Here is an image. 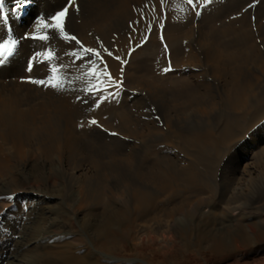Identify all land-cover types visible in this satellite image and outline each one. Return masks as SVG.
I'll return each instance as SVG.
<instances>
[{
	"label": "bare ground",
	"instance_id": "6f19581e",
	"mask_svg": "<svg viewBox=\"0 0 264 264\" xmlns=\"http://www.w3.org/2000/svg\"><path fill=\"white\" fill-rule=\"evenodd\" d=\"M205 1L197 0V3L203 4ZM222 1L214 0L212 4L219 5ZM9 2L12 3V0ZM239 2L233 0L221 7L227 4L235 6ZM65 4L66 0H34L20 20L12 14L6 24L0 23V44L11 39L18 40L13 54L0 65V211L3 215L0 217V234L8 231L7 237L0 239V264H95L100 259H119L108 254L104 247L130 233L128 229L133 218L130 219L127 208L132 204L133 208L139 206L135 202L131 204L129 200L120 207L106 204L101 218L91 220L85 219V215L91 214V211H84L85 201L96 198L101 177L109 176L110 170L102 163L104 157L110 156L113 151L127 149L128 163L152 146L159 148L163 143L166 147L163 156L171 154L175 162L167 161L166 170L171 180L167 182L163 179L166 174L161 164L156 168L154 165L147 166L143 182L136 184L147 205L139 210L144 212L145 209L155 208V195L165 193L169 196L177 187L185 197H189L191 192L203 194L208 191L210 198L218 193V200L222 203L219 210L215 205H210L203 211L200 199H193L190 208L180 212L182 202L180 207L168 211L166 226L186 231L199 226L192 223L196 211L201 215L206 213L204 229L211 234L217 233L215 235L221 239H233L236 248H240V237L232 224L239 215L245 217L243 227L246 239L251 242L264 239V196L262 199L257 197L264 194V176L261 175L256 181L251 180V168L257 163L247 162L252 158V145L241 144L224 160L214 177L210 176L212 167L208 170L205 163V168L199 166L198 156L194 155L196 152L187 153L192 156L188 159L187 156L171 152L177 146L183 151L193 147L190 139L193 131L207 129L203 135L199 134L197 155L199 151L208 153L210 144L217 138L209 130L205 107L192 105L197 97L206 94L204 90L208 83L205 72L177 75V68L174 67L176 53L183 50L180 42L194 36L191 27L178 34L186 28L188 20L193 19L187 0H76V4L69 9L64 29L69 36H75L79 44L64 39L58 30L45 28L40 29V34L47 33V41L21 39L36 34L40 18L37 20L35 17L41 16L50 24L51 15L60 11ZM254 12L257 19L264 17V2ZM248 13L239 18V27L234 31L227 29V26L218 28L215 24L210 25L207 35L211 38V45L201 41L208 61L210 56L215 58L214 74L220 78L227 76V82L234 87L229 101L239 111L258 104V100L252 101L244 93L245 88L240 86L239 79L245 60L243 55L249 52L258 55L261 52L258 44L252 41V32L246 28ZM203 15L206 18L207 14ZM200 23L205 25L204 20H200ZM200 30L199 27L198 35ZM241 30L244 33L238 35ZM259 30L262 34L264 25H260ZM232 31L234 38L226 40V33ZM145 37L150 40H144L145 43L131 54L132 65L127 67V78L133 76L132 73L128 74L130 70L143 69V60H136L139 55L159 56L162 53L161 45L157 43L160 38H164L171 50L170 59L174 66H170L168 72L160 71L153 75L157 71L150 69L146 71L147 74L133 77L135 79L129 84L135 96L131 100L133 104L130 103L131 108L134 106L136 109L130 113L126 106L128 102L123 101L125 97L120 100L125 103L124 108L115 104L112 75L116 76L117 64L112 58L114 55L123 58ZM83 49L96 50L102 60L91 53H84ZM48 52L53 54L51 60L44 59V54ZM108 52L112 55L109 56ZM225 54H228V63L222 59ZM30 63L31 71L28 70ZM52 66L58 68L57 77L63 82V88L31 82L47 80L52 75ZM24 71H29L32 79L28 83H19L16 76ZM101 71L111 75L107 84L101 82L108 80L107 76H99ZM98 100L100 103L97 107ZM93 120L95 124L91 123ZM97 126L105 130L100 131ZM113 131L122 134L123 138L112 136ZM82 152L89 155L93 170L81 167L84 160ZM163 156L159 154L158 157L161 159ZM182 162L185 164L179 166ZM110 166L117 171L122 169L113 163ZM108 192L111 193L110 188ZM210 198L208 201H211ZM175 211L180 213L174 215ZM216 211L220 216L219 223L224 218L231 222L216 227ZM61 217L70 220L72 229L79 228L76 235L72 234L71 237L68 233L60 232L64 227L59 219ZM153 218L156 217L150 219ZM126 260L148 264L140 258Z\"/></svg>",
	"mask_w": 264,
	"mask_h": 264
},
{
	"label": "rangeland",
	"instance_id": "374dc122",
	"mask_svg": "<svg viewBox=\"0 0 264 264\" xmlns=\"http://www.w3.org/2000/svg\"><path fill=\"white\" fill-rule=\"evenodd\" d=\"M213 1L214 0H207L203 2V7H200V4H198L195 10L191 7V5L187 6L191 11V17L193 19H189L188 22L185 19V21L187 22L185 24L186 28L184 27L185 29L181 30L178 34L181 35V33L185 32L189 27H191L193 28L194 36L192 37V39H184L180 42L179 45L182 44L181 48H183V50L179 53H176V66H174L171 62V50L169 49L166 42H164V38H160V40H157V43H160L161 45L160 48H162V53L159 56L158 54L155 56L153 54H141L136 58L137 61L143 60V69L137 68L136 71L130 70L128 74L132 73L131 75H133L130 78H127L126 70L128 65H132V63L130 62L131 54L135 52V50L143 43H145L144 40L147 41L150 39L147 37V39L144 38L143 40H141V42L129 49V51L123 58L114 55L112 59L116 62L117 69H115L116 76L112 75V78H114L112 92L115 95V104L120 105L121 108H124L125 103L123 101L125 100L126 102H128L126 103L127 111L130 113H134L133 111L136 108H134V106L131 108V105L133 104L131 100L135 96V93L133 92L134 90L130 89L129 84L132 80L135 79L133 77H136L138 75L142 76V74H145V72H148L150 69H153L155 72L157 71L156 73H152L153 75L159 74L160 71L164 72L166 68L170 69L172 66L177 68V70H175L177 75L178 73L180 75L184 72H205V79H207L208 83L206 89L204 90L206 94L204 96H199L200 99H198L199 97H197L196 101H194L192 105H202L205 107L210 122L211 129L209 130L212 136L214 138H217L214 139L215 142L213 141L210 144L211 149L210 151H208V153L199 151V154L197 155L196 153H198V148L200 147L199 142L197 141L201 138L200 135H203V133H205L207 129L205 131H193L190 134V139H192L193 141V147H191L190 149H185L183 151L182 148L177 146L171 152H173L172 154H180L183 157L187 156V159L188 157L192 158V156H189L187 153L196 152L194 153V155L198 156L197 163L199 162V166L203 168L206 167L208 168V170H210V168L212 167L210 176L213 175L211 177H214V174H216L215 171H218V169L220 170L224 160L227 157L231 156L234 151H237L236 149H238L241 144L246 143L247 145H252V158L247 162H257L251 168L252 172L250 173L251 180L256 181L264 176V32H262V34L259 32L260 25H264V17L261 16L259 19H257L258 16L254 11L255 8L259 6V4L264 2V0H238L240 1L238 5L234 6L231 4H227V6L225 7H221V5H224L227 2L230 3L233 0H223L222 4L220 3L219 5L217 3L212 4ZM4 3V14L9 19V15H12V3H10L9 0H4ZM196 11L200 12L199 16L195 14ZM248 11L249 13L246 14L248 25L246 28L252 32V41L258 44L261 52L258 55L252 52L243 55L245 57V60H243L242 63L243 68L241 71V77L239 79L240 86L246 89V91L245 89H243L244 93L248 94L249 99H251L252 101L258 100V104L253 105L251 108L245 111H239L235 110L232 107L231 101H229V96L233 94L232 92L234 90V87L230 85L229 82H227V76L222 77V79L214 74L213 68H215V58L213 56H210V59L208 61L207 56L204 53L205 47L201 45V41L211 45V38L207 35V33L210 25L212 24H215L218 28L227 26V29L231 28L234 31L235 29H237V27H239V18ZM203 14H207L206 18H204ZM35 18L39 20L41 16H37ZM215 19L217 20L215 21ZM200 20L205 21L204 26L202 23H200ZM199 27L201 29L199 31L201 35H198ZM233 31L230 33H226L228 34L225 36L226 40H231L234 38L235 34L233 33ZM243 33L244 30H241L237 34L242 35ZM185 45L189 46L187 48H184ZM213 55L217 57L216 54ZM116 57H119V59H116ZM156 58L159 60L155 61ZM222 59L225 63H228L226 62L228 61V54L222 56ZM122 61H125V63H122ZM232 63L233 61L230 62L231 65ZM28 74H30L29 71H24L20 75L16 76L19 83H28L32 79ZM217 79L221 83H218ZM126 94L128 97L126 96ZM123 97H125V99H123ZM122 99L123 101H120ZM96 128H99L100 131L105 130V128L102 129L103 127L100 128L99 126H97ZM224 129L227 132H225ZM113 133L114 131L111 134L112 136L119 139L123 138L122 134L115 132L116 135H113ZM224 133H226L225 136L223 135ZM194 138H196V140H194ZM165 149L166 147L164 143L159 148L158 146H152L144 153H140V155L138 157H135L132 162L128 163L126 161L128 157L126 155L128 154L127 149L113 151L110 156L104 157L102 159V163H104L103 165L110 170V173L107 177H101L102 180L99 182V187H97L98 191L96 192V198L86 199L84 204V211H91V214L85 215V219H100L103 215V210L105 208L104 206L106 204H109V207H120L124 206L125 203L129 200L131 204L132 202H135L136 205L139 206V208L146 207V202L141 197L140 192L136 189V184H140L143 182V173L146 171V167L149 165H154L156 168L161 164L160 167H162V170H164V174H166L163 175V179L167 182L171 180L170 173L168 172V170H166V168H168L167 161H171L172 163L175 162H173L171 154H169L168 156H163L166 154ZM159 154L163 156L161 159L158 157ZM81 155L82 158H84L81 167L84 169L88 168V170H93L92 168H90V165L92 166L93 162L89 158V155H86V153L83 152ZM182 159L186 160V158ZM235 160H237V158H235ZM90 162L92 163L90 164ZM112 163L117 165L116 167H121L122 169L118 171L115 170L114 168H112V166H110V164ZM204 163L206 164L205 167ZM184 164V162L179 163V166H183ZM94 171H96V168H94ZM204 171L205 170H201V172ZM122 174L123 176H121ZM108 188L111 189V193L108 192ZM173 191L169 194V196L164 195L165 193L155 195L156 197L154 196L153 198V205L156 204L155 208H152L148 211L145 209V211L142 212V210H139V208H133V204H130L131 206L129 208L126 207L128 209V215L130 219L133 218L132 223L130 224V228L128 229V232L130 233H127L126 236H123L115 243L109 244L104 247V250L108 254L118 257L119 259L109 261H103V259H100L95 264H141L136 261L126 260L132 258L143 259L148 264H243L244 262H248V264H264V239L256 242H251L246 239V237L244 236L245 229L243 227V224L246 222L244 216H236V220L234 221V223H232L234 224L233 227L237 229L236 232L240 237V240L238 241L240 248H236V244L233 239H221L218 235H215L217 233L211 234L207 231V229H204L203 226L205 225V219L207 218L206 213H204L203 215H201V213L198 211L194 213V222L192 223L198 224V227H193L186 231L182 229L177 231L167 227L165 222L168 221L169 218L168 211L174 207H180V203L182 202L184 203V205L182 203V209L179 208L181 209L180 212H184L185 209H189L195 199H200L202 203L201 210L203 211L209 208L210 205H215L216 207H218V210L222 208V203L218 200V193L216 195H212L210 198L211 193L208 191H204L203 194H195L191 192L192 194L190 193L189 197H185L184 192L180 188L177 187ZM263 196L264 194H260L257 197L263 198ZM208 198H210L211 201H208ZM180 212L175 211L174 215L179 214ZM1 216H3L2 211H0V217ZM153 216L156 218L150 219ZM212 216L210 215L209 217ZM215 216H217L218 219L216 227H222L223 225H227L228 222H231L227 218L223 217L224 220H221V223H219L220 216L218 214V211H216ZM59 219L61 220V222H63L64 226L62 228V231L60 232L68 233L71 237L72 234H77L79 228L72 229L70 227V220L64 219L63 217ZM6 234L8 235L7 230L2 231L0 234V239H5L7 237Z\"/></svg>",
	"mask_w": 264,
	"mask_h": 264
},
{
	"label": "snow or ice",
	"instance_id": "6c2138e0",
	"mask_svg": "<svg viewBox=\"0 0 264 264\" xmlns=\"http://www.w3.org/2000/svg\"><path fill=\"white\" fill-rule=\"evenodd\" d=\"M188 4L191 5V7L195 10L198 6L197 0H187ZM34 3V0H12V8H11V12L12 14L16 17L17 20H20L24 15H26V9L30 8ZM76 4V0H66V4L62 7V9L60 11L55 12L54 15H51L50 19L52 21V23H47L45 21V19L43 17L40 18L38 24H37V28H36V34L32 35L31 37H23L21 39L24 38H30L33 40H40V41H47L49 39V35L47 33L44 34H40V29L41 28H45V29H53V30H58L64 37V39L66 40H73L75 41L77 44H79L80 42L76 39L75 36H69L67 32H65L64 29V22L65 19L68 15L69 9L71 7H73ZM200 7H203V4L199 5ZM4 8H5V3L4 0H0V23H4L6 24L8 17L4 14ZM78 10V8H77ZM195 14L197 16L200 15L199 11H196ZM145 39H147V37H145ZM18 40L17 39H11L8 40L6 43L0 44V57H3V59H0V65H3L8 58L13 54V48L16 47ZM139 46V45H138ZM84 53H91L95 56H97L98 58H100L102 60V57L100 56V53L97 52L94 49H83ZM107 51V50H106ZM40 55V54H37ZM73 55H76V53H73ZM108 55L111 56L112 53L108 52ZM53 58V54L51 52H48L46 54H44V59L45 60H51ZM116 59H119V57H116ZM122 63H125V61H122ZM93 64H95V62H93ZM104 68H107V65H104ZM28 70L31 71L32 70V64L30 63L28 65ZM170 69H165V71H169ZM58 68L56 66H52L51 68V72L52 75L49 76L47 78V80H33L31 81L32 83L35 84H40V85H45V86H49L52 88H57V89H61L63 88V82L57 77V73H58ZM100 77L103 76H107L108 80H102L101 82L104 84H107L108 81L111 80V75L109 73H107L106 71H101L99 73ZM118 83V82H115ZM100 101H97V107L99 106ZM91 123L95 124L96 121L93 120L91 121ZM113 135H116L115 133H113ZM9 199H11V197H9Z\"/></svg>",
	"mask_w": 264,
	"mask_h": 264
}]
</instances>
